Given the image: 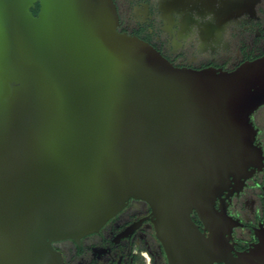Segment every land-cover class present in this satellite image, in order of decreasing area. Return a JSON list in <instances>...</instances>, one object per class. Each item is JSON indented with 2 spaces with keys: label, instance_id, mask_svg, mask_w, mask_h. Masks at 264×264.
Masks as SVG:
<instances>
[{
  "label": "water",
  "instance_id": "water-1",
  "mask_svg": "<svg viewBox=\"0 0 264 264\" xmlns=\"http://www.w3.org/2000/svg\"><path fill=\"white\" fill-rule=\"evenodd\" d=\"M118 25L113 0H0V264H62L53 242L130 199L149 205L170 260L264 264L262 239L224 252L220 229L239 223L214 207L260 161L264 57L176 66Z\"/></svg>",
  "mask_w": 264,
  "mask_h": 264
},
{
  "label": "flooded vegetation",
  "instance_id": "flooded-vegetation-1",
  "mask_svg": "<svg viewBox=\"0 0 264 264\" xmlns=\"http://www.w3.org/2000/svg\"><path fill=\"white\" fill-rule=\"evenodd\" d=\"M113 1L118 29L150 43L176 66L232 70L264 57V0ZM30 11L37 15L39 3ZM250 122L260 161L248 167L241 182L232 180L214 204L239 223L220 229L223 250L232 257L256 249L264 240V103L250 114ZM190 217L207 237L210 231L195 210ZM153 219L147 203L130 199L98 231L52 245L61 253L62 264H180L168 258Z\"/></svg>",
  "mask_w": 264,
  "mask_h": 264
},
{
  "label": "trees",
  "instance_id": "trees-1",
  "mask_svg": "<svg viewBox=\"0 0 264 264\" xmlns=\"http://www.w3.org/2000/svg\"><path fill=\"white\" fill-rule=\"evenodd\" d=\"M33 14H35V12L33 11Z\"/></svg>",
  "mask_w": 264,
  "mask_h": 264
}]
</instances>
